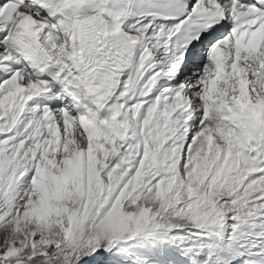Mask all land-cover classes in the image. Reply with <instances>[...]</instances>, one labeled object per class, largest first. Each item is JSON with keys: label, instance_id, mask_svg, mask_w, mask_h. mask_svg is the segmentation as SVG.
Masks as SVG:
<instances>
[{"label": "snow or ice", "instance_id": "snow-or-ice-1", "mask_svg": "<svg viewBox=\"0 0 264 264\" xmlns=\"http://www.w3.org/2000/svg\"><path fill=\"white\" fill-rule=\"evenodd\" d=\"M0 264H264V0H0Z\"/></svg>", "mask_w": 264, "mask_h": 264}]
</instances>
